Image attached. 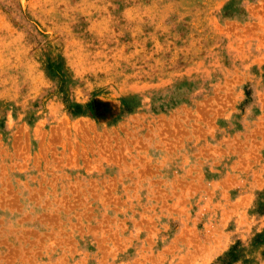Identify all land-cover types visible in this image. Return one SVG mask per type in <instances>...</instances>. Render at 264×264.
<instances>
[{
    "label": "rangeland",
    "instance_id": "374dc122",
    "mask_svg": "<svg viewBox=\"0 0 264 264\" xmlns=\"http://www.w3.org/2000/svg\"><path fill=\"white\" fill-rule=\"evenodd\" d=\"M0 264H264V0H0Z\"/></svg>",
    "mask_w": 264,
    "mask_h": 264
}]
</instances>
